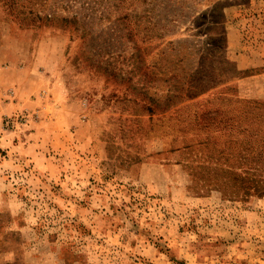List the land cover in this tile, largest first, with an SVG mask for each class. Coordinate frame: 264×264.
<instances>
[{
	"label": "rangeland",
	"instance_id": "374dc122",
	"mask_svg": "<svg viewBox=\"0 0 264 264\" xmlns=\"http://www.w3.org/2000/svg\"><path fill=\"white\" fill-rule=\"evenodd\" d=\"M32 6L94 19L0 0V264H264V193L208 174L232 117L264 178V0Z\"/></svg>",
	"mask_w": 264,
	"mask_h": 264
},
{
	"label": "trees",
	"instance_id": "16d2710c",
	"mask_svg": "<svg viewBox=\"0 0 264 264\" xmlns=\"http://www.w3.org/2000/svg\"><path fill=\"white\" fill-rule=\"evenodd\" d=\"M76 3V0H73ZM41 3V0H6V3L9 7V11L16 12L19 14L23 19H26L32 24H45V25H56L54 23L58 22L60 26H67L71 23H75V28L81 27L82 31L85 32V30H88L89 25H87L88 22H93L94 15L88 14V21L83 20L78 16V14H74L73 16H58V14L54 12H47L43 16L39 15L38 12L33 10V6L37 3ZM86 3V0H82V4ZM32 4V5H31ZM42 21V22H41ZM58 25V24H57ZM83 35V34H82ZM180 94L175 93L173 90H169L166 94L165 101L168 102V105L172 106L174 101L181 100ZM152 102H154L152 100ZM146 107L148 112H153L154 109H152L149 106L144 105ZM205 114L209 113V111H204ZM211 116H205L203 114H197L196 112L193 114V122L197 126L199 125L198 129L202 130L206 128H211V125L213 123H210ZM231 124L229 125V129L232 132L230 135L233 136L231 139H228L227 142V149L229 150V156L226 157L225 160H228L229 158H232L234 160V164L237 165V168H244V170L236 171V170H227V169H220L215 170L213 173H210V170L208 171L209 176L212 177L213 180L216 182H220L224 185H226L227 189H230L231 192L235 191H241L244 190L249 192L252 190L254 193H264V178L256 177L257 173L252 172L248 165V159L253 160L249 158L250 155V143L247 138H238L235 137L239 133H244L245 135H250L251 132L248 128L241 127V123L238 121H235L232 117L230 118ZM191 123V122H190ZM224 122H220L219 124H223ZM223 126V125H222ZM251 136V135H250ZM207 142H208V138ZM204 143V142H202ZM188 145L183 146L187 147ZM256 153V152H254ZM262 154L261 153L259 155ZM221 157V156H220ZM213 170H211L212 172ZM259 184H262V186H259Z\"/></svg>",
	"mask_w": 264,
	"mask_h": 264
}]
</instances>
